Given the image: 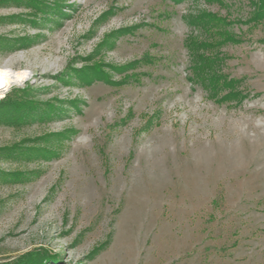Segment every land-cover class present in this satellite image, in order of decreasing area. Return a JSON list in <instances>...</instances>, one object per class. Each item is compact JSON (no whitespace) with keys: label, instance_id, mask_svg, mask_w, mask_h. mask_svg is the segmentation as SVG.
<instances>
[{"label":"rangeland","instance_id":"1","mask_svg":"<svg viewBox=\"0 0 264 264\" xmlns=\"http://www.w3.org/2000/svg\"><path fill=\"white\" fill-rule=\"evenodd\" d=\"M254 1L0 0V68L33 73L0 102L56 108L0 122V264L28 253L46 264H264ZM202 14L214 22L195 23ZM190 39L212 46L198 53L217 56L213 72L236 80L241 100L195 80Z\"/></svg>","mask_w":264,"mask_h":264},{"label":"trees","instance_id":"2","mask_svg":"<svg viewBox=\"0 0 264 264\" xmlns=\"http://www.w3.org/2000/svg\"><path fill=\"white\" fill-rule=\"evenodd\" d=\"M176 3H179L182 0H172ZM208 1H219V0H208ZM33 5V4H31ZM254 6V12L251 17V21L254 22H260L261 20H264V0H255L253 3ZM38 9V11H44L45 8H47L46 5L40 4V5H34ZM54 12L58 10L54 7H49ZM46 12H50L49 10ZM217 20V19H216ZM195 23H198V25L205 26L211 22H214V18L210 14H202L196 18H194ZM218 21V20H217ZM224 41H230L231 37L227 36V34H224L221 36ZM27 39H21L16 40V43H22V45H28L27 43L24 44V42ZM223 41V42H224ZM212 46L210 44H198V42L194 41L193 39H190L187 43V49L190 51L192 55V72L194 74L195 80H197L199 83H201L203 86L207 87L209 91L211 92V96L214 97L217 95V92L220 89L228 90L226 94H224L220 100L221 101H227V100H241L244 95L237 90L236 80H227L225 77L218 76L216 73L213 72L214 66L216 65L218 58L215 55H206L203 54L204 51H207ZM201 50L203 53H198V51ZM98 70L92 69L91 73H95ZM99 72V71H98ZM82 74V72H79V75ZM103 73H99L98 75L95 74V77L97 79H103L108 81V77L101 76ZM93 76V75H91ZM85 75V81L90 82V77ZM94 77V78H95ZM88 83V82H87ZM20 92L27 95V90H21ZM13 96V95H12ZM11 95H8L5 97L4 100L0 102V122L1 123H10V124H21L25 123L27 121L36 120L39 119L40 121L47 119L53 112H55L56 108L50 104H45L43 107H38L36 103L31 102V100H27L26 96L18 97L17 95H14L12 97ZM37 115V118L35 119L34 115ZM26 152V153H25ZM44 153H48L49 151H43ZM25 154L34 153L31 150L24 151ZM23 153V154H24ZM39 153V152H37ZM37 254L35 253H28L21 255L18 259H16L13 262L10 263H4V264H46V261L49 260L48 257H36Z\"/></svg>","mask_w":264,"mask_h":264},{"label":"clouds","instance_id":"3","mask_svg":"<svg viewBox=\"0 0 264 264\" xmlns=\"http://www.w3.org/2000/svg\"><path fill=\"white\" fill-rule=\"evenodd\" d=\"M33 73L30 69L24 68L13 72L11 69H0V99L12 88H24L32 79Z\"/></svg>","mask_w":264,"mask_h":264},{"label":"bare ground","instance_id":"4","mask_svg":"<svg viewBox=\"0 0 264 264\" xmlns=\"http://www.w3.org/2000/svg\"><path fill=\"white\" fill-rule=\"evenodd\" d=\"M0 69H6V68H0ZM142 187L140 190V203L145 206V202H146V179L145 177L143 178V182H142Z\"/></svg>","mask_w":264,"mask_h":264}]
</instances>
